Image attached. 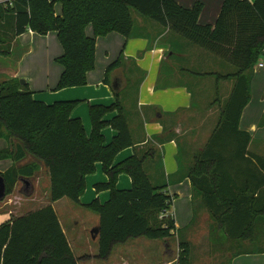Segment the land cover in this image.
I'll return each mask as SVG.
<instances>
[{
  "label": "trees",
  "instance_id": "1",
  "mask_svg": "<svg viewBox=\"0 0 264 264\" xmlns=\"http://www.w3.org/2000/svg\"><path fill=\"white\" fill-rule=\"evenodd\" d=\"M59 1L61 15L56 14L54 0H0V55L9 54L4 49L8 39L27 32L58 34L64 50L58 59L63 67L58 90L87 85V76L95 68L97 38L111 33L131 37L135 25L132 11L235 68L234 74L220 76L236 80L235 86L219 125L205 149L195 155L188 176L227 238L252 240L255 224L264 215V157L249 151L251 136L239 130V123L251 99V72L264 57V0H224L214 26L199 23L201 3L186 9L175 0ZM88 26L93 27V37L86 35ZM120 64L117 60L109 66L105 81ZM33 95L28 83H0V139L19 142L14 151H0V161L12 159L16 164L27 155L34 157L49 171L51 201L67 198L78 206L86 191V177L101 163L108 180L97 184L95 190L110 192V198L104 204L95 200L87 206L100 218L93 233L99 239L98 259L107 261L115 246L141 237L165 240L170 251L168 240L176 234V223L173 216H164L173 203L166 186L151 182L144 170L146 157L132 156L115 163L121 151L133 147L119 99L110 106H90L92 131L87 135L83 122L72 118L79 102L47 105ZM115 111L119 115L107 121L106 116ZM107 127L118 132L108 145L103 135ZM38 170L39 165L32 163L0 173L6 195L18 181H28ZM121 174L131 178V189H117ZM27 183L21 192L31 196L33 186ZM180 249L178 264H191L189 244L180 243ZM0 264H78L53 206L0 226Z\"/></svg>",
  "mask_w": 264,
  "mask_h": 264
},
{
  "label": "crops",
  "instance_id": "2",
  "mask_svg": "<svg viewBox=\"0 0 264 264\" xmlns=\"http://www.w3.org/2000/svg\"><path fill=\"white\" fill-rule=\"evenodd\" d=\"M54 1H56L55 11L56 6H60V12L56 14L61 15L62 3L59 0ZM175 1L186 9H192L196 3H201L203 9L199 23L211 26L216 24L224 3V0ZM249 1L255 2V0ZM133 19L135 25L131 37L126 38L121 34L111 33L106 37L97 38V53L103 46L105 61L100 62L103 66L102 72L89 73L87 86L64 89L58 94H46L37 87V83L28 82L29 89L33 92L36 101L47 105L60 101L79 102L72 113V118L83 122L87 135L92 131L90 106H110L118 98L129 126L133 147L121 151L115 163H121L132 156L146 157L144 170L149 179L155 186H166L167 193L173 198L170 211L176 223L175 236L180 231L178 227H189L195 222L198 217L197 209L202 210L203 219L200 221L205 229L209 227L211 221L214 222V219L202 198L198 200L197 209L190 201V196L195 195V189L188 171L195 155L202 152L209 143L233 92L236 80L224 79L220 76L232 75L236 70L225 60L152 19L142 15ZM89 29L92 35L89 34ZM86 35L94 36L92 26L87 27ZM9 40L12 41L9 48L13 47L16 60L13 68H6L5 61L0 60V83L9 80L20 81L18 63L22 56L32 51L28 45L26 49V46L19 44L20 36L12 40L8 39L7 42ZM6 57L8 58L9 55ZM117 60L121 61L120 67L111 71L108 74V81H105L109 66ZM62 72L63 67L60 77ZM251 73V99L241 114L239 130L251 136L249 151L264 157V57L254 66ZM115 84L117 92L114 88ZM118 115V111H115L108 114L105 119L110 121ZM103 135L108 145L117 137L118 132L112 127H107L103 130ZM18 143L15 139H0V151L7 149L14 151ZM32 163L39 165V170L28 179L33 186V194L26 196L21 192L26 179L18 181L13 190V206H10V210L7 212L6 207L0 203V226L49 205L53 206L58 216L57 205L63 199L52 202L50 198L48 202L51 179L44 163L30 155L16 164L12 159H6L0 161V173H5L14 165L24 167ZM107 180L101 163H97L95 173L86 177V191L81 198L82 205L76 206L90 211L87 206L95 200L101 204L108 201L110 192L97 193L95 190L97 184L105 183ZM131 187V178L121 174L117 189L129 190ZM41 190L45 191V199L40 197ZM96 215L98 218L92 219L91 223L85 221L82 224V233H72V236L68 235L62 219L58 216L78 264H178L179 254L182 251L180 243L175 245L171 242L175 236L168 240L170 251H167L165 240H149L141 237L115 246L107 261L99 260V239L93 234L100 223L99 215ZM181 222L186 223L181 225ZM80 223L81 220L77 222L78 225ZM214 235V246L226 243L229 239H226L227 235L222 225L214 228ZM210 238L208 229L207 233H201L200 241L197 240L194 255L202 259L201 263L197 264H211L212 258L214 259L211 254L216 255L214 264H264V215L259 217L255 224L252 240L229 242L226 250L218 252L216 248H212ZM218 239L220 242L217 241ZM184 243L190 246V237L187 236ZM192 250L193 246H190V256Z\"/></svg>",
  "mask_w": 264,
  "mask_h": 264
},
{
  "label": "rangeland",
  "instance_id": "3",
  "mask_svg": "<svg viewBox=\"0 0 264 264\" xmlns=\"http://www.w3.org/2000/svg\"><path fill=\"white\" fill-rule=\"evenodd\" d=\"M56 12L57 13L60 12V6H56ZM132 16L136 19V16H140V14H138L136 11H132ZM88 32L89 34H91L90 29L88 30ZM7 44L8 45H4L6 47L4 49H6L7 51H10L8 54L9 57L7 58L6 56L3 57L4 55H1L0 60L5 61L6 68L7 67L13 68V65L15 64V60H16V54L13 53V47L9 48L10 44H12V41L9 40ZM19 44H21L22 46H26V49L28 47H31V50H32L31 52L28 51L24 56H22V59L19 63L16 62V65L18 63V67H17L18 73L20 72L19 73L20 83L21 81H25L26 83L28 82L37 83L38 85L37 87L39 89H42L46 94H58L61 91V90H58L57 88L59 85L60 72L62 69V66L59 63L58 59H59V56H62V54L64 53L63 46L59 40L58 35L56 33L48 34V35H38V34L27 33V34L20 36ZM96 55H97V58H96ZM104 61H105L104 47L101 46V49H99L97 53V44H96L95 68L91 72H96L95 74L102 72L103 66L100 65L101 64L100 62H104ZM110 79H112L111 75H110ZM88 83H89V79H88ZM94 89L96 88L94 87ZM181 159H184V158H181ZM12 196H13V191L2 202H0L2 203V205L6 207L7 212L8 210H10V206H13ZM45 196H46L45 191L41 190L40 197H42V199L43 198L45 199ZM200 196L201 195L198 190H196L195 195L192 194L190 196V201H192L194 205H196V209L199 205L198 200L199 198H201ZM48 202H50V197H48ZM33 209H36V208L33 207ZM57 212H58V216L62 219L64 227L68 231L69 236H72V233L74 234H77L79 232L82 233L83 232L82 224H84L85 221L88 223H91L92 219L98 218L96 214L94 215V213L88 210L81 209L80 207L76 206L71 200L67 198L63 199V201L57 205ZM168 212H169L168 213L169 215L167 214L166 216L172 217L171 211L169 210ZM196 214L198 215V217L195 219V222L192 223L191 226L189 227L186 226L187 228L182 227V226H181L182 228L178 227V230H180L178 231V235L175 236L173 239H171V242L176 245L177 243H183L184 239L187 236L190 237V241H191L190 246H193L192 255L190 256L192 264L201 263L202 259H200L198 255H194V246L198 242L197 241L198 239L200 241L201 233L203 232L207 233L208 229L210 230V234H211L210 241L212 243V248H216L218 252L226 250L229 247V242L237 241V240L227 239L226 237L227 239L226 243L216 244V246H214L213 245L214 237H215L214 228H218L219 223H217V221H215V219L213 218L214 222L212 223L211 221L209 227L204 229L202 227L203 224L200 221L201 219H203L202 210L197 209ZM210 215H212L211 212H210ZM161 218H163V216ZM80 220H81V223L80 225H78L77 222H80ZM182 223H186V222H181V225ZM219 240L220 239H218L217 241ZM211 255H212L211 257H214V259L212 258L211 264H214L216 255H213V254Z\"/></svg>",
  "mask_w": 264,
  "mask_h": 264
},
{
  "label": "water",
  "instance_id": "4",
  "mask_svg": "<svg viewBox=\"0 0 264 264\" xmlns=\"http://www.w3.org/2000/svg\"><path fill=\"white\" fill-rule=\"evenodd\" d=\"M21 84L25 85L26 82L25 81H21ZM114 88L117 89V85H114ZM26 185H28V183H25ZM7 194V186H6V182L5 179L0 175V202H2L5 198Z\"/></svg>",
  "mask_w": 264,
  "mask_h": 264
},
{
  "label": "built area",
  "instance_id": "5",
  "mask_svg": "<svg viewBox=\"0 0 264 264\" xmlns=\"http://www.w3.org/2000/svg\"><path fill=\"white\" fill-rule=\"evenodd\" d=\"M6 1L11 3L12 0H6ZM260 67H263V65H260ZM167 214H168V212L164 216H166Z\"/></svg>",
  "mask_w": 264,
  "mask_h": 264
}]
</instances>
